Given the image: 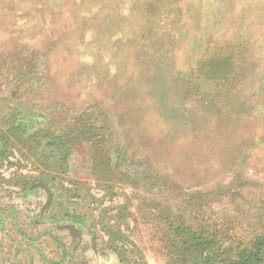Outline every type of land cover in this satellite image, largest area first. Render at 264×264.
<instances>
[{"label":"rangeland","instance_id":"1","mask_svg":"<svg viewBox=\"0 0 264 264\" xmlns=\"http://www.w3.org/2000/svg\"><path fill=\"white\" fill-rule=\"evenodd\" d=\"M184 59L195 62L190 83L173 85L188 78ZM31 82L43 97L102 106L105 132L124 145L131 173L117 180L118 193L74 166L79 184L63 186L80 195L83 218L48 219L41 163L11 150L0 159L3 189L12 191L0 196V264H107L103 224L117 217L124 241L111 242L131 251L129 260L168 264L158 223L180 197L204 198L227 182L212 171L221 164L191 151L199 138L183 126L200 117L191 108L249 95L264 115V0H0V103ZM26 184L33 208L22 200Z\"/></svg>","mask_w":264,"mask_h":264},{"label":"trees","instance_id":"2","mask_svg":"<svg viewBox=\"0 0 264 264\" xmlns=\"http://www.w3.org/2000/svg\"><path fill=\"white\" fill-rule=\"evenodd\" d=\"M193 63L191 59L179 61L188 78L176 79L173 85L190 83ZM242 83L246 84L243 80L237 84ZM19 86V91L8 89L0 103V159L11 150H20L41 163L47 177L44 204L53 213L48 219L83 218L77 202L80 195L63 186L64 182L79 184L70 177L74 166L121 193L116 182H126L132 165L117 136L105 132V109L93 101H85L78 108L61 93L49 91L43 97L32 82ZM204 101L200 107L191 108L199 112V119L183 127L199 138L198 146L191 151L209 164H221L212 171L223 174L227 182L207 187L213 192L210 196L180 197L176 201L172 218L163 217L158 223L163 235L161 252L168 264H264V115L253 107L249 95L221 100L213 110L205 107L209 104ZM6 185L9 181L0 175V196L2 191L5 196L11 194L9 188L3 189ZM29 186L22 185V200L33 208L35 203L27 196ZM251 205L257 213L250 211ZM122 228L127 226L121 217L103 224L106 244L118 254L120 262H130L131 251L111 242L124 241Z\"/></svg>","mask_w":264,"mask_h":264},{"label":"crops","instance_id":"3","mask_svg":"<svg viewBox=\"0 0 264 264\" xmlns=\"http://www.w3.org/2000/svg\"><path fill=\"white\" fill-rule=\"evenodd\" d=\"M103 252H104L103 256L105 258H107V257L109 258V261L107 262V264H132V262H133L132 259L128 260L130 262H127V261L126 262H120L118 254L110 248L103 249ZM103 261H105V260H103Z\"/></svg>","mask_w":264,"mask_h":264}]
</instances>
